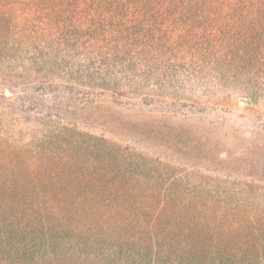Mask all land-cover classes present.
<instances>
[{
	"label": "trees",
	"instance_id": "trees-1",
	"mask_svg": "<svg viewBox=\"0 0 264 264\" xmlns=\"http://www.w3.org/2000/svg\"><path fill=\"white\" fill-rule=\"evenodd\" d=\"M238 1L0 0V86L34 93H0V264H264V147L230 168L180 134L188 158L155 155L153 130L111 120L227 108L175 99L190 83L262 99L264 0Z\"/></svg>",
	"mask_w": 264,
	"mask_h": 264
},
{
	"label": "rangeland",
	"instance_id": "rangeland-1",
	"mask_svg": "<svg viewBox=\"0 0 264 264\" xmlns=\"http://www.w3.org/2000/svg\"><path fill=\"white\" fill-rule=\"evenodd\" d=\"M211 1L216 2L219 7L214 8V12L222 15L228 11L229 6L239 3L238 0ZM241 7L239 6V8ZM233 80L234 78H230L228 82L231 83ZM211 83L213 82L211 81ZM212 85L209 88V93L205 94L201 88L199 89V87H195L190 83L184 86L180 94H176L174 98L179 101L187 99V102H191L188 100H195L196 102H209L210 104L224 103L228 105L227 108L220 109L213 106L203 114L193 115L188 109L172 107L169 104L151 106L137 104L114 109L111 112V120L120 125L134 124V128L146 131L147 134H149L150 130H153V133L157 134L159 139L153 141L154 146L149 145L151 146L149 150L150 153L155 155L161 153L160 147L162 148L163 146L169 153L172 151L179 152L180 157L188 158L189 148L180 147V149L176 142L167 139L169 136L181 134L184 137L183 142L185 145L188 147L193 146V144L197 146L194 153L216 154L224 161H228L229 155L235 154L236 163H232L230 168L248 165L255 158L258 161L259 158L256 154L260 148L264 147V126L263 117H261V113L264 112V96L254 103L246 94L234 90V87L226 88L219 84ZM21 90L22 87L18 82L4 83L0 86V93L9 103H23L34 94L28 91L22 93ZM48 95L51 96V103H54L57 93L53 91ZM35 97L37 96L35 95ZM166 100L170 101L171 99ZM58 105L57 103L56 106ZM61 107L69 108L70 117L74 120H78L83 114L79 107L75 105L62 104ZM198 117L203 118L205 122L201 125L197 124L196 118ZM209 122H213L214 125H210ZM40 133L38 132L37 136ZM202 135L206 136L202 137ZM119 138L121 140H130L128 137H123V135ZM255 139H258V142L253 145L252 141ZM219 167L226 168L227 165L220 164ZM259 184L264 186V181Z\"/></svg>",
	"mask_w": 264,
	"mask_h": 264
}]
</instances>
